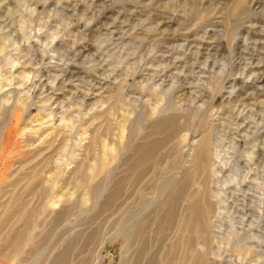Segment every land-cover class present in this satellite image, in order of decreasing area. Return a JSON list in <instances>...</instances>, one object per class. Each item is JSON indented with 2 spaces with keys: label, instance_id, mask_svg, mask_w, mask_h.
Instances as JSON below:
<instances>
[{
  "label": "rangeland",
  "instance_id": "374dc122",
  "mask_svg": "<svg viewBox=\"0 0 264 264\" xmlns=\"http://www.w3.org/2000/svg\"><path fill=\"white\" fill-rule=\"evenodd\" d=\"M174 117L155 184L193 173L197 142L207 138L206 264H264V0H0V134L14 130L0 171L39 164L53 191L49 209L77 199L82 218L94 201L80 174L91 178L95 164L117 156L111 188L156 123ZM153 192L141 197L149 210ZM124 193L111 216L78 225L99 239L80 259L120 263L138 208L130 201L138 196ZM149 234L158 241L154 227Z\"/></svg>",
  "mask_w": 264,
  "mask_h": 264
},
{
  "label": "bare ground",
  "instance_id": "6f19581e",
  "mask_svg": "<svg viewBox=\"0 0 264 264\" xmlns=\"http://www.w3.org/2000/svg\"><path fill=\"white\" fill-rule=\"evenodd\" d=\"M10 127H5V136L0 134V154L7 153L10 148L12 138L10 141L9 136L14 131L10 132ZM177 128L175 117L159 120L151 128L153 138L136 145L131 158L124 160L123 173L118 181L112 182L111 188L110 177L111 180L117 178L111 174L110 167L117 156L105 158L95 164L91 178L80 174V167L76 171H81L80 185L86 187L90 183L88 192L90 201H94L91 208L85 210L82 218L81 212L84 210L80 209L77 199L63 208L61 206L57 212L48 208L53 191L46 187L45 180L42 179L43 168H39V164L25 167L21 166L24 162H20V166L9 176L4 170L0 171V264H92L90 256H82L81 259L79 256L85 253L88 245L99 240L97 230L85 237L82 230L75 231L78 225L82 226L87 221H96L104 215L111 216L112 208L116 206L123 191L129 195L127 199L133 195L138 196L130 199L132 205H138V208L133 209V213L126 220L122 234L125 251L119 264H179L180 261L181 264H206L204 252L211 240L209 222L213 212L206 182V174L211 166L208 139L197 142L199 145L194 152L193 173L186 168L180 172L179 177L174 173L164 176L160 183L154 182L163 173L159 172L157 161L167 139L169 141V136L175 134ZM51 146L52 143L48 148ZM40 156L41 151L36 152L33 157H28L27 163L29 161L30 164ZM2 158L3 155H0V160ZM13 164L11 167L15 165ZM95 179L97 181L92 185V180ZM196 182L200 183L194 188ZM145 191H155L153 197L155 200L159 199V202L152 204L154 206L150 210L147 207L148 212L144 202H141ZM152 227L160 240L152 241L150 238ZM35 229L40 230L38 235L33 233ZM171 234L173 239L168 242ZM103 243L104 241L101 245Z\"/></svg>",
  "mask_w": 264,
  "mask_h": 264
}]
</instances>
